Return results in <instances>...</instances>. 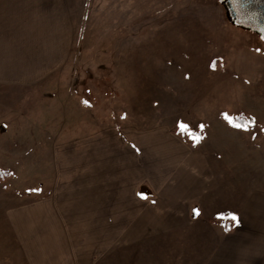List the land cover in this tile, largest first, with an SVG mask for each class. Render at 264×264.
Masks as SVG:
<instances>
[{
    "label": "rangeland",
    "instance_id": "1",
    "mask_svg": "<svg viewBox=\"0 0 264 264\" xmlns=\"http://www.w3.org/2000/svg\"><path fill=\"white\" fill-rule=\"evenodd\" d=\"M220 1L70 0L75 32L65 66L32 88L0 90V170L11 172V206L80 178L82 149L69 145L170 134L187 163L201 159L211 185L190 205L184 235L202 238L203 253L264 264V42L233 26ZM242 114L254 123L236 127ZM172 231L183 236L184 227Z\"/></svg>",
    "mask_w": 264,
    "mask_h": 264
},
{
    "label": "crops",
    "instance_id": "2",
    "mask_svg": "<svg viewBox=\"0 0 264 264\" xmlns=\"http://www.w3.org/2000/svg\"><path fill=\"white\" fill-rule=\"evenodd\" d=\"M74 27L70 0H0V90L32 88L64 67ZM114 136L69 145L82 149L80 178L71 174L64 191L32 205L20 196L11 206L4 188L11 175L0 181V264H237L235 254L203 253L202 238L184 235L190 205L201 204L210 185L201 159L187 163L170 134ZM178 226L183 236L172 231ZM138 229L149 236L138 237Z\"/></svg>",
    "mask_w": 264,
    "mask_h": 264
},
{
    "label": "flooded vegetation",
    "instance_id": "3",
    "mask_svg": "<svg viewBox=\"0 0 264 264\" xmlns=\"http://www.w3.org/2000/svg\"><path fill=\"white\" fill-rule=\"evenodd\" d=\"M229 22L264 42V0H221Z\"/></svg>",
    "mask_w": 264,
    "mask_h": 264
},
{
    "label": "trees",
    "instance_id": "4",
    "mask_svg": "<svg viewBox=\"0 0 264 264\" xmlns=\"http://www.w3.org/2000/svg\"><path fill=\"white\" fill-rule=\"evenodd\" d=\"M235 124L246 126L248 124H253L254 119L251 116L246 114H242L238 117L233 118ZM11 175L10 171L7 170H0V181H4L8 179Z\"/></svg>",
    "mask_w": 264,
    "mask_h": 264
},
{
    "label": "snow or ice",
    "instance_id": "5",
    "mask_svg": "<svg viewBox=\"0 0 264 264\" xmlns=\"http://www.w3.org/2000/svg\"><path fill=\"white\" fill-rule=\"evenodd\" d=\"M235 126H236V127H245V126H243V125H235ZM181 127H182V128H186L187 126L181 124ZM195 139H199V138H195ZM141 195H142L143 198H146V196H144V194H141ZM194 212H198V210H194ZM232 218H233V219H236L235 216H233Z\"/></svg>",
    "mask_w": 264,
    "mask_h": 264
}]
</instances>
